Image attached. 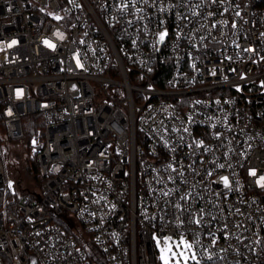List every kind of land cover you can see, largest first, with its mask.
Masks as SVG:
<instances>
[{"label":"built area","instance_id":"obj_1","mask_svg":"<svg viewBox=\"0 0 264 264\" xmlns=\"http://www.w3.org/2000/svg\"><path fill=\"white\" fill-rule=\"evenodd\" d=\"M122 2L0 0V264H159L177 233L202 264H264V0ZM35 114L41 184L17 192L4 141Z\"/></svg>","mask_w":264,"mask_h":264},{"label":"snow or ice","instance_id":"obj_2","mask_svg":"<svg viewBox=\"0 0 264 264\" xmlns=\"http://www.w3.org/2000/svg\"><path fill=\"white\" fill-rule=\"evenodd\" d=\"M69 2L71 3L73 2V0H69ZM140 2L147 3V0H123V2L119 5V7H120V10L123 12V11L129 10L130 8H136L137 3H140ZM208 2L215 4L217 2H222V0H208ZM197 7H199V5H197ZM49 15L52 16V18L57 21H60L62 19L60 15L55 14V13H49ZM236 15L239 16L240 13L237 12ZM129 23H131V21H129ZM216 26H217L216 24L211 25L212 28H215ZM233 27H235V24H233ZM167 36H168L167 30L161 31L158 34V42H164ZM200 39L202 40L203 37H200ZM17 43H18L17 40L15 39L11 40V42L6 43L8 45L7 49H11ZM42 43L52 50H55L57 48V45L49 39H44ZM81 43H83V41H81ZM0 44H5V43L3 41H0ZM0 51H4V50H0ZM244 51H247V49H245ZM79 56H80V53L77 52L76 53V57H77L76 63L78 67L82 68L83 64L81 63ZM7 58L8 57L5 56V59ZM18 92H22V90H19ZM9 114L11 113L9 112ZM184 131H187V129L185 128ZM33 143H35V141H33ZM196 146L202 147V142H197ZM170 167L172 166L170 165ZM219 167L223 168L224 165H219ZM172 171L175 172L176 169L172 167ZM207 174L209 176L212 175L211 172H208ZM249 175L255 177L257 176V171L255 169H249ZM171 179L172 177L170 176L169 180ZM221 179L223 181L224 186L226 188H230L229 178L225 176V177H222ZM256 183L258 186L264 187V174H261L259 176V178L256 180ZM175 191L176 190L174 189L163 191L162 195L164 197H170L172 193ZM190 197H191V193H185L184 195L179 196L178 200L187 202L190 199ZM168 202L169 201H166L165 203H168ZM171 203H172V206L179 213L181 214L187 213L189 223H193L198 227L201 226L204 216L207 214L204 212L203 209H200L199 211H189L183 204L179 202L171 201ZM176 219L179 221L178 227H182L183 224L185 223L184 219H182L180 215H177ZM176 235L179 236L178 240L174 239L171 236H164L162 238L159 236L154 237L158 247H160V245L163 244V246L160 247V253H161L160 260L162 261V264H202V260L200 257H198V254L195 250V245L191 243L190 241H188L185 238V236L181 235L180 233H177ZM204 251H207V249H204ZM208 259L209 260L212 259L211 255L208 256Z\"/></svg>","mask_w":264,"mask_h":264},{"label":"rangeland","instance_id":"obj_3","mask_svg":"<svg viewBox=\"0 0 264 264\" xmlns=\"http://www.w3.org/2000/svg\"><path fill=\"white\" fill-rule=\"evenodd\" d=\"M29 159L34 160L30 145H26V143L22 141L11 140L9 142H6V173L15 182L17 192H23L24 190H33L38 186V182L35 178L34 173L28 168L30 166ZM174 239L178 240V238ZM162 246L163 244L160 245V247ZM160 247H158L156 243L159 264H162V261L160 260Z\"/></svg>","mask_w":264,"mask_h":264},{"label":"trees","instance_id":"obj_4","mask_svg":"<svg viewBox=\"0 0 264 264\" xmlns=\"http://www.w3.org/2000/svg\"><path fill=\"white\" fill-rule=\"evenodd\" d=\"M25 122V132H26V136L23 140H21L22 142H25L26 145H30V138L32 136H34L37 132H38V129H42L43 127V122H42V119H41V116L39 114H35V115H30V116H27L24 120ZM11 140H8L6 139L4 141V146L6 144V142H9ZM31 147V146H30ZM32 149V148H31ZM32 155H33V159H29V162H30V166L28 167L29 170H31L34 175H35V178L38 182V186L35 188L37 189L40 184H41V178H40V174H39V165H38V162H37V158H36V154L32 151ZM33 189V190H35ZM33 190H29V191H33ZM25 191V190H24ZM90 246H92L91 248L93 249L94 253L97 255V257L99 256L98 253H96L97 249H96V246L93 244H91Z\"/></svg>","mask_w":264,"mask_h":264},{"label":"clouds","instance_id":"obj_5","mask_svg":"<svg viewBox=\"0 0 264 264\" xmlns=\"http://www.w3.org/2000/svg\"><path fill=\"white\" fill-rule=\"evenodd\" d=\"M54 36L55 37H59L61 40L64 39V35L60 31L55 32V35ZM7 48H8V45L6 43L5 44H0V50H5Z\"/></svg>","mask_w":264,"mask_h":264}]
</instances>
